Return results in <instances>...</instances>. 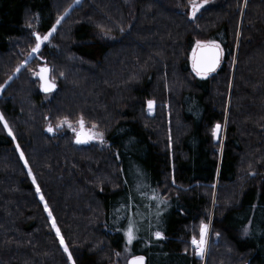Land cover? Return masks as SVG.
I'll list each match as a JSON object with an SVG mask.
<instances>
[{
  "label": "trees",
  "instance_id": "trees-1",
  "mask_svg": "<svg viewBox=\"0 0 264 264\" xmlns=\"http://www.w3.org/2000/svg\"><path fill=\"white\" fill-rule=\"evenodd\" d=\"M242 1L213 0L195 16L190 0L70 8L40 49L51 98L31 74L12 76L0 96L11 129L0 121V264H202L186 244L215 181L211 264H264V1H247L236 49ZM57 7L0 0V85ZM199 37L222 52L205 75L191 67ZM65 117L75 127L83 117L103 142L78 143ZM225 121L219 158L213 128Z\"/></svg>",
  "mask_w": 264,
  "mask_h": 264
},
{
  "label": "snow or ice",
  "instance_id": "snow-or-ice-1",
  "mask_svg": "<svg viewBox=\"0 0 264 264\" xmlns=\"http://www.w3.org/2000/svg\"><path fill=\"white\" fill-rule=\"evenodd\" d=\"M76 2L78 3L79 0H76ZM190 2L192 5L193 16H195V13L199 10V8L203 7V5L207 3V0H199V2H198V0H190ZM62 19H63V17H59L56 20V24H54L52 26V29H50L48 33H45L43 35H41L39 32H33L32 33V35L35 37V46L32 48V53H38L40 51L42 45H44L45 42L50 40L52 33L56 29V25L60 24ZM197 43L201 46L202 55H200L198 57V56H196L195 53L193 54V69H194V71H196V73L198 75H205L209 72L214 71L216 66L219 64L221 49H220L219 44H217L215 41L208 42L207 44H204V43L199 42V41ZM204 53H206V54H204ZM17 70L19 71V69H17ZM51 71H52V69L49 68L45 64L44 66H42L40 68L39 72L34 73V75L39 76V78L42 82L41 88L45 92L52 91L56 87V84L54 82L55 78L54 77L50 78L48 75ZM61 75H63V74L61 73ZM0 87H3V86L0 85ZM148 103H149V108L151 109L152 102L149 101ZM0 121H4V117L2 114H0ZM61 123L62 124L67 123L68 127L72 128V130L74 132H76L78 143L87 142L89 140H93V139H97V138H99L101 140V142H103V134L102 133H97L95 131H86L84 129L85 121H84L83 117H81L77 121V123L80 125L79 131H77L76 128L72 127V123L67 119V117H65ZM4 127L8 128L7 121H4ZM92 127L94 129L96 126L93 125ZM220 127L221 126L219 124H217L213 128V135L214 136L218 135ZM8 130H9V134H11V129L9 128ZM48 131L49 132L54 131V129L51 125H49ZM21 156H23V153H21ZM39 191H40L39 187L37 186V192H39ZM41 199H43L42 196H41ZM45 208L47 209V204H45ZM49 216H51V212H49ZM52 226L56 230L57 236H60V230H59V228L56 227L55 219H53V221H52ZM208 228H209V225L202 221L201 225H200V229H199V239H197L195 236H193L191 239V244L193 245L194 249L196 250V253L200 256H203L204 252L206 251ZM135 231H136L135 227L130 222L129 227L125 233L127 240H128V243H131L136 238L135 237ZM245 234H247V228L245 229ZM155 236L160 238V237H162V233L156 232ZM60 243L64 246L65 252H68V246H67V244H65L62 236L60 237ZM69 259H71V253L70 252H69ZM144 260H145V258L143 256H133L131 258V260L129 261V264H144Z\"/></svg>",
  "mask_w": 264,
  "mask_h": 264
},
{
  "label": "rangeland",
  "instance_id": "rangeland-1",
  "mask_svg": "<svg viewBox=\"0 0 264 264\" xmlns=\"http://www.w3.org/2000/svg\"><path fill=\"white\" fill-rule=\"evenodd\" d=\"M69 1L71 2V3H69V8L66 9L67 11L66 10L63 11V8L64 7H62V6L66 2H69ZM80 1L81 0H79V2ZM212 1L213 0H207V3L204 4L203 6H207L209 4V2H212ZM247 1L248 0H243L242 1L241 7H240V12H239V15H238V24H237V26L235 28V30H236L235 31V33H236V37H235V41H236L235 42V47H236V49H237V47L239 45L240 36H241V29H242V26H243V22L245 21V12H247L246 11L247 10L246 8L248 7L247 6ZM78 3L76 2V0H63V2H62V0H57V6H58L57 9L60 8V10H61V13L59 14V16H57V19L59 17H63V19H64L66 17V15L68 14L70 8H72L74 5H76ZM250 11L252 12L253 9L252 10L250 9ZM191 16H193V13L191 14ZM63 19L61 20V23H62ZM61 23L58 24V25H56V29L52 33L51 37L55 34L56 30L61 25ZM54 24H56V21H55ZM34 32H39L41 35H43L45 33H48L49 31L39 30V31H34ZM51 37H50V39H51ZM33 38H34V36H33ZM199 38L200 39H197L195 41V47L194 48H196L197 46H200L197 43L198 41L199 42H202L204 44H207L208 43L205 39H202V37H199ZM34 41H35V38H34ZM49 41H47L45 43H48ZM34 46H35V44H32L26 51H24V50H25V48L27 46L24 49L23 48H20L19 49V53H16V59L15 60L13 59L14 60V67L15 68L11 72V75H8L7 69L4 72V77H5V80L6 81L2 84L3 87H0V96H1V94H2V92L4 90V88H5L6 84L12 79V76L15 77L16 75H19V74H21L22 76L23 75L31 74V76H32L34 73L37 72L39 66L46 64L44 62V59H42L43 58L42 55H40V51L38 53H32V48ZM193 53H194V51H193ZM7 61H8V59H7ZM6 63L7 62H6V59H5V61H3V64L6 65ZM221 63H222V57H221L220 64ZM17 69H19V71ZM42 96H43V100L44 101H47V100H49L51 98L52 93L51 94H47V95H42ZM153 110H154L153 102H152L151 109L149 108V103H148L147 111L150 114H152L153 113ZM3 124H4V121H3ZM225 126H226V121H225V123L221 127V132H220V136H219V140H218V141H220L219 146L217 147V151H218L219 158H220L221 153H222L223 141H224V138H225ZM72 127L73 128H76L77 131L80 130V126H78V125H76V127L75 126H72ZM5 129H6L7 133H9V130H8L9 128H5ZM73 136H74L75 140L77 141V135H76V132H74V131H73ZM93 140H95V139H93ZM93 140H89V141H93ZM81 143H84V142H81ZM210 197H211L210 200H209L210 201V204L207 205L206 207H204V209H202L204 218L202 220H200L194 226V229L192 230L191 237L187 241L188 244H186V248L189 250V252L192 253V254H194L201 261L202 264H211V262H210V251H211V248H212L211 246H212V243H213V235H212V232H211V225H212V220H213V217H214V210H215L216 198H217V181H215V183L212 186L211 193H210ZM199 210L201 211L200 206H199V208H197V212ZM202 221L204 223L208 224L209 225V228H208V233H207V247H206V251L204 252V255L203 256H200V255H198L196 253V250L194 249L193 245L191 244V239H192L193 236H195L197 239H199V229H200V225H201V222ZM127 229L124 231V234L126 233ZM55 232H56V230H55ZM58 237L60 239L61 236H58ZM125 239L128 242L126 235H125Z\"/></svg>",
  "mask_w": 264,
  "mask_h": 264
},
{
  "label": "water",
  "instance_id": "water-1",
  "mask_svg": "<svg viewBox=\"0 0 264 264\" xmlns=\"http://www.w3.org/2000/svg\"><path fill=\"white\" fill-rule=\"evenodd\" d=\"M191 10H192V8H191ZM34 38H35V37H34ZM194 53H195L196 56H198V57H199L200 55H202V52H201V46L196 47L195 50H194ZM194 53H193V54H194ZM204 54H206V53H204ZM221 57H222V52L220 53V61H219V64L216 66L215 70H217L218 67L220 66ZM42 66H44V65H41V66L38 67L37 72H39V70H40V68H41ZM48 67L50 68V66H48ZM191 67H192V70L194 71V69H193V57H192V61H191ZM215 70H214V71H215ZM214 71H212V72H214ZM37 72H36V73H37ZM194 72L196 73V71H194ZM209 73H211V72H209ZM209 73H207V74H209ZM48 75H49V77L51 78V72H50ZM32 79L38 82V91H39V93L42 94V95H47V94L54 93V92L56 91V89H57V84H56V82L54 81L55 84H56L55 89L52 90V91H49V92H45V91H43V89L41 88V83H42V82H41L39 76L33 74V75H32ZM220 132H221V127H220V129H219L218 135H217V136H214V135H213L214 142H217V141L219 140ZM144 264H145V263H144Z\"/></svg>",
  "mask_w": 264,
  "mask_h": 264
}]
</instances>
